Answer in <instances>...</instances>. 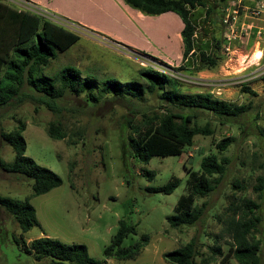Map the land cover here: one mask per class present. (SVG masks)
<instances>
[{
  "label": "rangeland",
  "instance_id": "374dc122",
  "mask_svg": "<svg viewBox=\"0 0 264 264\" xmlns=\"http://www.w3.org/2000/svg\"><path fill=\"white\" fill-rule=\"evenodd\" d=\"M0 1L33 11L79 36L45 69L48 76L71 66L78 68L86 80L100 85L108 81L123 85L141 81L145 86L140 71H160L175 78L179 82L177 91L183 94L211 93L231 104L249 106L247 113L234 119L205 110H184L195 114L193 124L208 125L212 134L195 136L193 144L180 156H154L143 164L134 157L129 124L144 123V114L152 117L164 112L166 102L159 98L160 92L125 96L128 101L112 94L102 96V88L95 87L97 101L87 92L67 93L56 101L53 111L42 103V96L25 85L20 98L0 109V160L11 162L14 157L2 134L24 123L26 155L59 175L63 183L32 197L31 180L0 168V196L21 201L29 198L37 222L30 231L22 233L13 216L0 206V264H51L49 260L35 261L26 251L25 246L33 239L44 236L66 244H84L91 257L106 260L105 264H169L163 259L165 252L195 239L200 254L197 261L209 258L210 264H218L229 250V224L243 214L251 217L246 201L259 205L253 209L260 218L253 234L262 242L260 264H264V188L256 189L260 178H264V13L258 17L251 14L264 0H243L236 5L237 37L231 39L230 51L225 49L230 28L223 23V9L237 0L226 4L211 0L209 5L214 12L205 21L204 11L202 17L196 13V48L210 51L213 41L219 48L216 68L202 71L195 69L194 59L190 61L191 70L179 69L182 21L174 13L148 15L123 0L129 9L116 0ZM135 12L145 18L137 22L132 18ZM243 86L256 95L244 91ZM53 122L61 124L64 139L48 136ZM227 137L234 138V142L227 151L219 152L216 144ZM213 153L228 158L229 163L214 191L197 198L196 205H204L201 219L192 226L172 228L167 218L174 214L178 199L187 193L188 171L200 170L202 159ZM148 171L155 172L153 179L147 176ZM173 177L181 179L173 193L151 191L165 186ZM120 220L137 229V234L129 235L122 247L131 246L142 235L150 237L135 259L104 256ZM216 245L221 247V256H212L211 247ZM230 262L238 264L233 258Z\"/></svg>",
  "mask_w": 264,
  "mask_h": 264
},
{
  "label": "trees",
  "instance_id": "16d2710c",
  "mask_svg": "<svg viewBox=\"0 0 264 264\" xmlns=\"http://www.w3.org/2000/svg\"><path fill=\"white\" fill-rule=\"evenodd\" d=\"M127 5L148 15H162L174 13L182 21L181 39L183 45L182 65L179 69L191 70V59L197 71L216 68L220 58L216 53L219 49L213 41L212 48L197 49L195 35L194 11L198 8L206 10L205 21L214 12L209 5L211 0H123ZM227 3L228 0H218ZM79 39V36L66 27L52 20L43 18L39 14L14 8L0 1V109L11 105L20 98L22 90L27 85L32 91L44 99L41 100L49 109L56 110V101L67 93L80 94L87 92L91 99L97 101L93 91L100 87L102 96L112 94L116 99H130L125 96L140 97L146 92L154 95L160 92L159 98L166 102V108L160 115L150 117L143 115L140 125L129 124L131 129L130 143L135 149L134 157L143 164H148L152 157L180 156L187 147L193 144L197 135H209L212 131L208 125L193 124L194 113L184 110H205L215 116L225 119L238 118L248 112L249 106L234 105L220 100L211 93L183 94L177 91L179 82L165 72L153 70L140 71L141 81L123 85L120 82L108 81L102 85L90 82L82 76V72L75 67L66 66L56 71L52 76L46 74L45 69L57 58L59 52L66 51ZM184 67V68H182ZM253 95L255 92L243 86ZM25 124L18 126L2 137L12 147L14 157L11 162L0 160V168L10 174H19L32 181V197L50 192L62 185L59 175L48 168L38 165L34 159L26 155L27 144L23 133ZM48 136L53 140H62L65 134L60 123H51ZM234 142V138L227 137L216 144L219 152H225ZM229 159L219 158L213 153L205 156L200 170L188 171L186 180L187 193L182 195L175 207L174 214L167 218L172 228L192 226L203 215V207L196 205L197 198L207 197L214 191L218 180L225 174ZM150 179L155 172L148 171ZM218 177V178H216ZM260 185L256 189L264 188V178H260ZM181 184V179L173 177L165 186L151 189L152 192L171 194ZM261 197V193L259 194ZM0 206L13 216L22 233L30 231L36 222V210L25 201L0 196ZM245 206L251 217L242 215L238 221L233 220L228 226L230 235L229 250L222 256L218 264H231L235 259L238 264H260L261 240L254 237L260 218L253 214V209L259 205L253 201H246ZM131 234H137L135 225H129L120 220L117 233L111 244L106 247V259L130 260L138 257L150 241L148 235H142L138 241L129 247H122L123 241ZM26 247V251L35 261L49 260L51 264H105L90 256L84 244H66L58 239L47 236L33 239ZM212 256H221L220 245L211 247ZM199 244L195 239L170 252L163 254V259L169 264H210L212 260L199 257Z\"/></svg>",
  "mask_w": 264,
  "mask_h": 264
},
{
  "label": "built area",
  "instance_id": "2783aa9c",
  "mask_svg": "<svg viewBox=\"0 0 264 264\" xmlns=\"http://www.w3.org/2000/svg\"><path fill=\"white\" fill-rule=\"evenodd\" d=\"M243 0H237L236 2H230L224 9H223V13H224V18H223V23H225L226 25H228V27L230 28V34L227 37V41H228V46H226V51H230V41L232 38H236L237 35L235 34V26L238 22L239 19V12L236 9V5H240L241 2ZM264 13V2L263 3H258L256 5V8L251 10V14L255 17L260 16L261 14ZM260 34V32H259Z\"/></svg>",
  "mask_w": 264,
  "mask_h": 264
},
{
  "label": "crops",
  "instance_id": "0c3cea01",
  "mask_svg": "<svg viewBox=\"0 0 264 264\" xmlns=\"http://www.w3.org/2000/svg\"><path fill=\"white\" fill-rule=\"evenodd\" d=\"M19 1L24 2V0H19ZM116 1H117L118 3H120L125 9H129V8H127V6L124 5L123 2H121L122 0H116ZM24 3H25V2H24ZM203 11H204V13L206 14V10H205V9L200 10V9L198 8L197 10L194 11V14L196 15V13H199V16L202 17V13H203ZM169 13H170V12H169ZM165 14H167V13H165ZM162 15H164V14H162ZM133 16H134V17H132V16H130V17L136 19L137 22H140L139 19H142V18L144 19V18H145V16H144L143 14L139 13V12H135V14H133ZM204 17H205V16H204ZM182 29H183V24H182L181 31H182ZM116 44L119 45V46H122V47H125V48H126V46H123L122 44H119V43H116ZM126 49H127V48H126ZM129 49H130V48H129ZM182 53H183V49H182ZM180 59H181V61H182V54H181Z\"/></svg>",
  "mask_w": 264,
  "mask_h": 264
}]
</instances>
